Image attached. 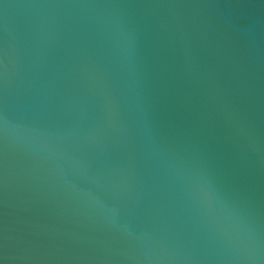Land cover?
Instances as JSON below:
<instances>
[{"label":"water","instance_id":"obj_1","mask_svg":"<svg viewBox=\"0 0 264 264\" xmlns=\"http://www.w3.org/2000/svg\"><path fill=\"white\" fill-rule=\"evenodd\" d=\"M0 264H264V0H0Z\"/></svg>","mask_w":264,"mask_h":264}]
</instances>
